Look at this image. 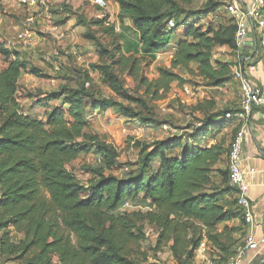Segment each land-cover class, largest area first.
Returning <instances> with one entry per match:
<instances>
[{
  "label": "trees",
  "instance_id": "16d2710c",
  "mask_svg": "<svg viewBox=\"0 0 264 264\" xmlns=\"http://www.w3.org/2000/svg\"><path fill=\"white\" fill-rule=\"evenodd\" d=\"M115 1L120 6L121 21L128 17L138 34L135 54L124 55L125 49H117L119 66L138 78L144 54L157 55L169 48L171 33L181 25L177 5L175 0ZM170 21H174V28H169ZM230 21L228 26L206 31L188 25L184 39L175 44L170 66H160L157 79H141L146 95L159 101L172 85L186 84L176 71L193 74L192 64L197 66L196 75L214 87L229 81L231 64L214 63L213 57L218 47L237 51V26L232 16ZM95 25L116 30L108 17ZM98 46L101 57L110 54ZM0 58L6 64L0 68V259L21 253L34 255L30 264H53L52 257L59 264H132V256L146 240L142 223L147 222L158 232V249L168 248L180 264H192L204 239L220 246L227 228L220 232L219 224L231 222L234 216L244 221L236 189L229 183V168H217L224 155L229 156L230 146L227 152L222 141L215 138L214 143L207 144L211 132L232 122L234 138L242 122L229 120L226 114L211 115L195 128L200 137L188 139H196L192 145L184 147L181 136L158 140L145 154L142 170L127 178L105 173L118 165L119 154L102 144L105 167L96 170L97 180L86 188L68 166L88 151L82 139L88 126L85 99L91 98L78 90L53 96L51 100L66 97L69 110L53 108L43 121L26 111L18 96L19 83L28 73L24 56L0 43ZM99 70L109 87L122 95L110 68L101 66ZM91 100L93 109L99 111L117 105L112 100ZM180 150L182 155H176ZM153 161H158L159 167L148 173ZM215 174L222 176V189L213 188ZM224 194L234 198L238 209L227 207ZM127 202H144L149 210L119 212ZM11 229L24 239L13 242Z\"/></svg>",
  "mask_w": 264,
  "mask_h": 264
},
{
  "label": "rangeland",
  "instance_id": "374dc122",
  "mask_svg": "<svg viewBox=\"0 0 264 264\" xmlns=\"http://www.w3.org/2000/svg\"><path fill=\"white\" fill-rule=\"evenodd\" d=\"M37 1L35 7L26 8L16 0H0V43L19 51L28 68V73L23 75L19 83L18 95L25 110L44 121L46 114L53 108L69 110L65 104L68 100L66 97L57 100H51V97L75 90L91 99L112 100L117 103L106 111H99L93 109L91 99H85L84 118L88 126L85 130L86 137L82 140L88 145V151L68 166L82 186L88 188L92 181L97 180L96 170L105 167L100 152L102 144L119 154L118 165L112 171H105L106 174L120 178L136 176L142 170L144 156L151 150L154 142L181 136L184 147L192 145L199 136L195 128H200L201 122L211 115L233 113L239 108L241 84L234 79L233 70L235 67L246 66L243 64L244 55L228 47H218L214 51V63L220 61L232 66V78L221 87H214L199 78L195 64L191 65L195 72L193 74L182 69L176 71L186 80V84L172 85L170 92L159 101L147 96L146 89L141 84V79L146 76L150 80L157 79L160 66H170L175 44L184 39L188 25L195 24L203 31L228 26L231 23L229 6L233 0H175V9L179 13L178 22L181 25L171 33L172 42L167 51L157 55L144 54L145 61L138 78L119 66L117 49H125L124 55L135 54L138 34L128 17L121 21L120 6L115 0H105L104 7L95 5L94 0ZM30 17L34 20L31 29L36 38L35 45L30 48L14 45L16 35ZM104 17H108L109 24L115 26V32H111L108 25H95L96 21ZM80 20L86 22V25L80 23ZM98 45L108 49L110 54L101 57ZM135 57L141 58L142 55ZM5 66L4 60L0 58V68ZM101 66L110 68L122 95L109 87L99 70ZM233 130L232 122L223 129L211 132L207 136V144L222 141L228 152V146L233 140ZM191 136H196V139L189 141ZM182 150L175 154L182 155ZM244 151L248 156L251 155L248 150ZM151 165L148 173L155 172L159 162L153 161ZM217 168L227 170V154ZM257 175L261 177V172H257ZM213 181V188H223L220 174H215ZM85 195L86 193L82 196ZM224 198L227 207L238 209L233 203V197L224 194ZM146 206L144 202H127L119 212L145 213L149 210ZM244 223L242 218L234 216L231 222L219 224L220 232L227 228L220 246L204 239L192 264H223L243 244L247 234ZM142 224L146 240L141 243L138 254L132 256V264H180L168 248H157V230L147 222ZM11 232L13 242L19 243L24 239L22 234L13 229ZM1 236L0 234V238ZM33 256L21 253L4 256L1 257L0 264H30ZM52 262L59 264L54 257Z\"/></svg>",
  "mask_w": 264,
  "mask_h": 264
},
{
  "label": "built area",
  "instance_id": "2783aa9c",
  "mask_svg": "<svg viewBox=\"0 0 264 264\" xmlns=\"http://www.w3.org/2000/svg\"><path fill=\"white\" fill-rule=\"evenodd\" d=\"M20 6L33 8L37 0H16ZM95 5L104 7L105 0H94ZM229 13L235 20L237 26L236 46L238 54H242L244 47L250 41L251 34L256 32L259 38L260 47L264 53V0H233L229 6ZM33 18L26 20L23 29L15 37L14 45L30 48L36 43V38L31 29ZM174 21L169 22V28H174ZM243 64L244 59H243ZM256 71V66L250 65L248 70L235 67L233 70L234 79L241 84V98L239 108L236 112H229L226 118H235L242 122L241 129L234 136L228 156V168L230 185L236 189L238 205L243 210V219L248 228L246 237L233 256L223 264H243L250 252L260 250L264 247V233L260 237L255 233L256 218L255 210L250 199V188L247 175L242 167L243 147L246 140V122L254 108L264 107V91L257 87L249 75ZM201 125V124H200Z\"/></svg>",
  "mask_w": 264,
  "mask_h": 264
},
{
  "label": "crops",
  "instance_id": "0c3cea01",
  "mask_svg": "<svg viewBox=\"0 0 264 264\" xmlns=\"http://www.w3.org/2000/svg\"><path fill=\"white\" fill-rule=\"evenodd\" d=\"M250 36V41L242 52L245 70H248L250 65L256 66V71L249 77L264 91V53L256 32ZM245 125L246 140L243 147L242 167L247 175L250 185L249 195L255 210V233L260 237L264 233V107L254 108ZM244 150H248L251 155L248 156ZM257 172H261V177ZM245 231L247 232L248 228ZM243 264H264V247L250 252Z\"/></svg>",
  "mask_w": 264,
  "mask_h": 264
},
{
  "label": "bare ground",
  "instance_id": "6f19581e",
  "mask_svg": "<svg viewBox=\"0 0 264 264\" xmlns=\"http://www.w3.org/2000/svg\"><path fill=\"white\" fill-rule=\"evenodd\" d=\"M250 188V187H249Z\"/></svg>",
  "mask_w": 264,
  "mask_h": 264
}]
</instances>
